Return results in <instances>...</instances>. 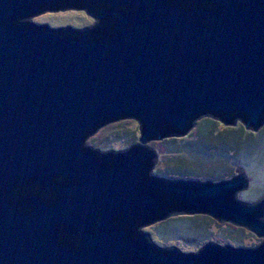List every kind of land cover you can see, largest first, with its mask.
<instances>
[{"label":"water","instance_id":"95a60500","mask_svg":"<svg viewBox=\"0 0 264 264\" xmlns=\"http://www.w3.org/2000/svg\"><path fill=\"white\" fill-rule=\"evenodd\" d=\"M82 11L84 29L36 25ZM209 118L264 126V0H0V264H264V193L243 170L219 182L157 178L148 146ZM133 119L138 143L85 146ZM206 216L261 240L195 253L142 229Z\"/></svg>","mask_w":264,"mask_h":264},{"label":"rangeland","instance_id":"374dc122","mask_svg":"<svg viewBox=\"0 0 264 264\" xmlns=\"http://www.w3.org/2000/svg\"><path fill=\"white\" fill-rule=\"evenodd\" d=\"M31 21L52 29H84L93 24L92 19L84 12L75 10L44 12L33 17ZM138 138L136 121L125 119L98 129L86 140L85 146L102 152H117L135 145ZM148 146L158 154L152 170V175L157 178L219 182L230 179L235 174V168L240 167L249 182L254 176L258 185L264 187V126L257 133H251L245 131L239 123L233 127H225L215 120L202 118L196 122L186 137L151 142ZM248 193L249 189L239 193L237 200L245 203L254 202V199H249L254 198L256 192ZM187 217L191 232L197 235L193 240L160 239L154 231L157 224L149 225L142 230L150 235L152 243L156 246L176 247L184 254L195 253L208 242L234 249L254 248L261 242L247 230L232 224H220L206 216ZM173 231L179 234L182 230L178 226Z\"/></svg>","mask_w":264,"mask_h":264},{"label":"trees","instance_id":"16d2710c","mask_svg":"<svg viewBox=\"0 0 264 264\" xmlns=\"http://www.w3.org/2000/svg\"><path fill=\"white\" fill-rule=\"evenodd\" d=\"M180 139H182V138H180ZM235 163H237V162H235ZM251 179L252 180L249 182V187H248L249 193L248 194H250L252 192H256V195L254 198H251L249 200L254 199L256 201L264 193V187H260L258 185V181H255L256 178H254V176ZM188 221H189L188 217L170 218V219H167L161 223H157L154 231L156 233V236L160 239H163V240H170L171 241V240H181V239H186V238L189 240H191V239L193 240V238L195 239V236L197 237V235H194V233L191 232V230H190L191 227L188 226ZM178 226L182 231L179 234L178 233L176 234L173 230H176L178 228ZM168 233L170 235H167Z\"/></svg>","mask_w":264,"mask_h":264},{"label":"bare ground","instance_id":"6f19581e","mask_svg":"<svg viewBox=\"0 0 264 264\" xmlns=\"http://www.w3.org/2000/svg\"><path fill=\"white\" fill-rule=\"evenodd\" d=\"M221 224V223H220Z\"/></svg>","mask_w":264,"mask_h":264}]
</instances>
